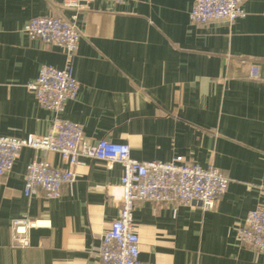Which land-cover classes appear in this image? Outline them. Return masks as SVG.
<instances>
[{"label":"crops","instance_id":"obj_1","mask_svg":"<svg viewBox=\"0 0 264 264\" xmlns=\"http://www.w3.org/2000/svg\"><path fill=\"white\" fill-rule=\"evenodd\" d=\"M244 17L194 24V0H93L78 14L73 60L79 90L60 117L95 143L130 146L140 162L182 157L212 166L230 183L213 211L198 203L174 208L139 202L133 222L141 261L149 264H264V253L241 246L237 226L264 201V0H241ZM62 0H0V136H44L54 114L29 89L44 65L64 55L23 31L31 19L69 18ZM255 66L259 80L249 78ZM34 160L67 169L57 154L24 148L0 178V264H102L94 255L117 218L121 165L82 159L76 181L58 199L23 194ZM46 222L11 243V223Z\"/></svg>","mask_w":264,"mask_h":264},{"label":"built area","instance_id":"obj_2","mask_svg":"<svg viewBox=\"0 0 264 264\" xmlns=\"http://www.w3.org/2000/svg\"><path fill=\"white\" fill-rule=\"evenodd\" d=\"M93 0H62L61 7L70 10L69 18L42 16L29 20L24 33L43 47L56 48L64 55L61 69L42 66L29 89L38 105L54 114V120L44 136L23 138L0 136V178L7 176L22 149L28 148L57 154L67 169L52 166L47 161L34 160L28 164L24 176L23 194L30 198L42 190L47 199H58L63 188H71L76 181L75 167L82 159L103 162L108 166L119 164L123 174L122 191L117 218L103 232L94 255L102 264H149L139 258V238L133 222V212L139 202L165 204L177 208L198 203L202 211H213L227 191L230 180L219 170L203 168L177 157L169 162H140L131 157L130 146L112 143L106 139L92 143L79 124L60 117L65 104L74 100L79 82L74 77L73 60L81 33L77 27L78 14ZM122 4L126 0H104ZM244 17L241 0H194L189 19L194 24L224 22L229 26ZM249 78L259 80L257 67L249 70ZM264 195V186H259ZM46 226L34 219H18L11 223V243L15 247L28 245V232ZM241 246L264 253V201L249 211L235 230Z\"/></svg>","mask_w":264,"mask_h":264}]
</instances>
